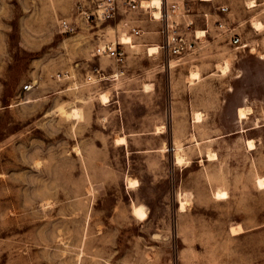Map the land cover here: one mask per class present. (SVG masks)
Returning <instances> with one entry per match:
<instances>
[{"label": "rangeland", "instance_id": "374dc122", "mask_svg": "<svg viewBox=\"0 0 264 264\" xmlns=\"http://www.w3.org/2000/svg\"><path fill=\"white\" fill-rule=\"evenodd\" d=\"M91 1L0 0V264H264V7L226 0L239 45L212 28L177 66L138 47L116 66L92 52L126 34L80 19ZM139 19L142 39L158 40ZM95 67L105 79L86 83ZM238 107L251 114L239 121ZM72 108L79 120L62 113Z\"/></svg>", "mask_w": 264, "mask_h": 264}, {"label": "built area", "instance_id": "2783aa9c", "mask_svg": "<svg viewBox=\"0 0 264 264\" xmlns=\"http://www.w3.org/2000/svg\"><path fill=\"white\" fill-rule=\"evenodd\" d=\"M154 0H92L90 6L77 4L76 14L85 23H92L93 27L108 24L109 22H118L117 26L122 25L123 33L131 38L128 44L120 41L119 36L114 41L102 40L96 43L92 57L108 58L116 66H123L126 61L128 49L136 47L143 48L148 58H163L168 67L171 61L176 66L181 64L186 58H192L196 55L201 39L206 38L209 24L214 30L228 37L229 43L233 46L240 44L239 35L234 33V29L227 27L223 18L211 22V13L208 11H192L191 2H197L198 5L211 3L213 0H157L159 6L155 8L158 16H154ZM217 15L228 13V7L217 6L215 8ZM136 16V18H135ZM140 17H145L147 21L156 26L153 33L157 35L158 40L142 39L146 32L137 24ZM59 27L64 33H71L74 27L71 22L62 19L59 21ZM202 27V28H201ZM204 33L199 36L198 32ZM155 47L154 52L150 48ZM105 79V75L99 67H95L89 76H86V83L100 84ZM32 84L23 86L24 91H30Z\"/></svg>", "mask_w": 264, "mask_h": 264}, {"label": "bare ground", "instance_id": "6f19581e", "mask_svg": "<svg viewBox=\"0 0 264 264\" xmlns=\"http://www.w3.org/2000/svg\"><path fill=\"white\" fill-rule=\"evenodd\" d=\"M250 3H251L250 5L252 7L255 6L253 1H251ZM152 5H153L152 12L154 13V16L157 17L158 16V12L155 11V8H157L159 6V2L157 0H154ZM253 25H254V28L256 30H261L263 28V24L261 22H254ZM198 35L199 36H203L204 33L199 31ZM120 41L122 43H124V44H128L131 41V38L128 35H122L121 38H120ZM155 50H156L155 47L150 48V52H154ZM229 69H230V65H229V63L227 61H225L224 64L219 67L218 72H220L222 75H226L229 72ZM188 77H189L190 81L193 82L194 80H199L200 79V73L197 70L196 71H191ZM148 84H150V83H148ZM148 84L146 83V85H144V88H145L146 92H148L149 89H150V86ZM98 99L104 105H106V103L109 102V98H108L106 93L101 94ZM62 113L64 114L65 117H67L68 119H71V120H79L81 118V111H80L79 108H72L70 110H63ZM249 114H251V109L249 107H238L237 108V118L239 119V121H242V120L246 119ZM192 118H193V122L194 123H201L203 121L201 112H195L193 114ZM162 129H164V128H162ZM162 129L160 128V126L157 127L156 131L154 132V134H162L163 133ZM114 143H115L116 146H126L127 145L126 136L121 135V136L116 137L114 139ZM245 145H246V147L248 149H252L253 146H254V143H253L252 140H247ZM176 149L177 150H176V153L174 154V159L173 160H174L175 164L179 165V164H182L183 161H184V157L181 154L183 148H181L180 145L179 146L177 145ZM208 157L212 158V157H214V154H208ZM255 182H256V185H257V187L259 189H264V180L262 178H259V177L256 178ZM127 184H128V186L130 188H134L137 185V181L136 180H128ZM214 196L218 200L226 199L228 197L227 193L223 189L215 191ZM180 197H182V196H180ZM179 202H180V209H184V205H185L184 200L181 199V201H179ZM133 213L140 220H143L145 218V216H146V213H145L143 207H141V206H135L134 209H133ZM232 232L240 233L242 231H241V228L238 226L236 228H232Z\"/></svg>", "mask_w": 264, "mask_h": 264}, {"label": "crops", "instance_id": "0c3cea01", "mask_svg": "<svg viewBox=\"0 0 264 264\" xmlns=\"http://www.w3.org/2000/svg\"><path fill=\"white\" fill-rule=\"evenodd\" d=\"M252 1H253L254 5H255L254 7H252L251 5L250 6H247L246 5V9L249 11V13L252 14V13L256 12L257 10L261 9L262 7H264V3L259 2L257 0H252ZM219 5L228 7V10H229L228 13L225 14V15H220V16L217 15L216 14V11H215V8L217 6H219ZM199 8L200 9H197L196 10L197 12H200V11H208V12L211 13V16H210L211 22H214L215 20H217L219 18H223V16L230 17L229 16L230 15V5L227 3L226 0H213L209 4H207V3L206 4L205 3L200 4L199 5ZM257 17H258V15H252L251 18L252 19H255ZM135 18H136V16H135ZM150 25H152V26H154L156 28V26L154 24H151L150 23ZM117 27H119V25ZM212 28H213V26H211V24H209L208 33L212 31Z\"/></svg>", "mask_w": 264, "mask_h": 264}]
</instances>
